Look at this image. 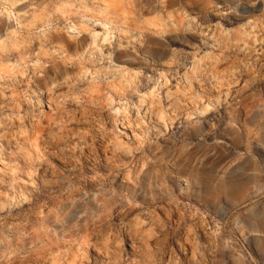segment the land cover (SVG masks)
Segmentation results:
<instances>
[{
	"label": "clouds",
	"instance_id": "obj_1",
	"mask_svg": "<svg viewBox=\"0 0 264 264\" xmlns=\"http://www.w3.org/2000/svg\"><path fill=\"white\" fill-rule=\"evenodd\" d=\"M0 264H264V0H0Z\"/></svg>",
	"mask_w": 264,
	"mask_h": 264
}]
</instances>
